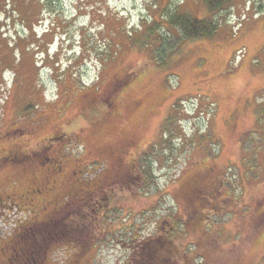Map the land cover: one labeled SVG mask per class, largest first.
<instances>
[{"label": "rangeland", "instance_id": "374dc122", "mask_svg": "<svg viewBox=\"0 0 264 264\" xmlns=\"http://www.w3.org/2000/svg\"><path fill=\"white\" fill-rule=\"evenodd\" d=\"M3 1L0 246L18 224L40 216L38 207L64 206L79 232L95 230L81 253L93 264H118L137 241L146 240L151 253L156 223L166 230L174 224L167 214L187 212L191 220H181L174 239L197 243L187 247L196 264H264V225L249 216L264 195V0H251L256 10L245 6L249 0H235L232 16L229 10L218 16L217 31L190 41L168 13L211 18L208 0ZM148 30L165 39V62L153 53L156 37L136 40ZM109 44L116 56L105 61ZM117 76L107 93L116 101L110 108L103 92ZM166 127L174 130L157 144ZM55 162L60 171H41ZM117 172L122 177L112 178ZM107 175L115 189L101 194L109 203L98 211L94 199L80 214L78 189ZM37 177L48 188L35 195ZM27 195L33 202H24ZM199 195L213 202L231 197L229 213L212 209L213 220H193L187 205ZM258 219L263 223L264 214Z\"/></svg>", "mask_w": 264, "mask_h": 264}, {"label": "trees", "instance_id": "16d2710c", "mask_svg": "<svg viewBox=\"0 0 264 264\" xmlns=\"http://www.w3.org/2000/svg\"><path fill=\"white\" fill-rule=\"evenodd\" d=\"M4 1L3 3L6 4V6H8L9 4H11L12 0L10 2H4ZM39 1L41 2V0ZM208 1L209 3L207 2L208 3L207 8L211 9V12L221 11L222 6L223 5L225 6L230 2V0H208ZM214 15L215 13L212 14L211 18L209 17V15L202 16L200 18H193L190 15L188 16L187 14L174 11L168 13V19L167 18L166 19L167 21L172 23V25H174L176 28L182 31V38L190 41L191 39L195 40L201 38H208L210 37L211 33L217 31L221 21L219 18H216ZM148 32L149 34H147L145 37L139 36L138 38L136 37V40L139 41L140 43H145L148 40H151L152 38L156 37L157 40L154 41L159 43L158 45L153 47V53H155V55L158 57L164 58L165 53L169 54L168 53L169 48L166 47L163 44V42H161L162 40L165 41V39H163L160 35L158 36L157 32L152 33L150 32V30H148ZM165 61L166 60L164 58L163 62ZM167 129L172 131L174 130L172 128L166 127L164 132ZM163 136L164 134H162V137ZM161 140L165 141L166 139L164 138ZM157 143L163 144V142L161 141ZM154 151L155 149H153L151 153H153ZM44 160L46 161V159ZM258 164H259V160H258ZM29 166L30 167L32 166L31 162H29V164H26L23 170L26 171L29 168ZM58 167L59 165L56 164V162L54 163V167H50V168L42 165L41 171L45 173L47 169L55 170V168H57V172H58L60 171ZM149 170L150 169L147 168V171ZM89 176H91V174ZM119 177L121 176L117 174L114 175L112 178H119ZM109 178L110 175H107L105 180L97 183L98 185L97 184L91 185L92 187L90 186L91 188L89 189L88 188L83 189L81 187L78 189L79 191L76 189L78 191V195L81 193V197H79V199H82L80 212L88 211L92 209L93 206L91 205L92 201L96 198H100L101 202L103 201L101 204H103L104 207L106 206V202L109 203L110 200L108 198H110L109 196H112L110 194L111 192L109 191V189L112 188L115 189L114 188L115 185L111 187V185L108 183L112 178L108 180V182H105ZM47 182H48L47 179H43L41 181L37 177L35 179L34 189L31 190L30 192L32 194L38 195V193L48 188ZM74 188H76V186ZM3 190L4 189L0 190V194L2 193ZM102 192L108 193L109 196L104 198V196L101 194ZM190 192L191 191L187 190V192L184 193L185 199ZM216 192H218V190ZM24 194H27V192ZM214 195L216 194L214 193ZM199 198L200 195L198 196V198L193 196L192 201H196V203L190 204V206L187 205V208H190L188 209V211H195L197 214L195 218L193 217L192 219L193 220L198 219V221L199 220L210 221V219H212L213 217V214H211L212 212L218 214V211L212 209H218V210L220 209L221 211L219 212L221 213H224L225 210V212L227 211L229 213V210H227L226 206L224 205L226 203H230L231 201H233V199L227 195H225L222 198L219 197L220 200L217 202H213L212 200H210L209 197L208 200L207 197L205 196L201 200H198ZM30 199L24 200V202L27 204L33 202V197ZM72 200L74 201L75 199L72 198ZM255 201L257 203L254 202L251 205L250 208H252L253 212L249 213V216H251V218L253 217L252 219L257 227L258 226L262 227L264 225V222L261 223L263 220H260L258 218L260 213L264 214V207L262 208L259 207V205H262V203H264V195L262 196V198L256 199ZM243 202L245 203L246 201L243 200ZM247 204H251V203L249 202ZM63 208L64 206H61L60 209H57L55 212L52 211L53 215L52 214L50 215L51 211L48 212L44 210L43 212V209L38 207L35 210L34 215H36L37 213L40 216L38 218L36 217L33 222L30 223L23 222L21 224H18V227L16 229H13L14 230L13 234L9 236L10 239H8V241L3 242L6 249L8 248L11 249L10 251L13 252L18 262L19 263L22 262L20 264H32L31 261L28 260V257L30 256H33V258L37 262L36 264H52L53 258L59 260L61 264H93L96 261V259L93 261L92 259L87 258L84 254L81 253L83 248L86 247L87 245L84 242H86L88 238L90 239V237H92L93 235L96 237L95 230L91 232L88 230H83L82 232H79L78 228L73 227L72 223H70L67 217H65V213H64L65 210H63ZM222 208H224V210H222ZM232 208L239 209L236 203H234V206H232ZM242 208H246V204H244ZM80 214L83 213L81 212ZM167 215L169 217H172L171 221L169 220L170 221L169 225H172V223L174 224L172 225V227L168 226L166 230L165 229L158 230L161 227V224L156 223L158 234L157 236H155L156 238L152 240V244L155 245V248L153 246L151 247L150 250L151 253H149L148 249H146V245H145L146 240L143 239V241L141 242L137 241L136 246L131 248L128 251V253H126L128 258L126 259L125 257L122 258L118 264H172L174 261L177 262L178 264H191V262H193V264H196L191 254L193 250L190 252L187 247L189 243H193L194 246L195 245L197 246V243H195L194 241L190 242L189 240V242L184 245L181 242L179 243L176 242L174 239V236L176 235L175 229L178 228V226L180 227V224L183 223L181 220H185L184 221L185 223L186 221L191 220V218L188 217L189 213L186 212V216L183 213L178 214L177 216L176 215L173 216L170 214ZM178 220L181 222H177ZM46 222L48 223V225H50L49 229L46 226ZM19 227L20 230H18ZM51 231L52 233H50ZM4 246H0V254H2L0 256V259L2 258L0 260V264L3 263L15 264L13 259L10 258L11 255L7 254V252L4 250ZM211 258H209V262L211 261ZM212 264L215 263L212 262Z\"/></svg>", "mask_w": 264, "mask_h": 264}, {"label": "flooded vegetation", "instance_id": "af4514ba", "mask_svg": "<svg viewBox=\"0 0 264 264\" xmlns=\"http://www.w3.org/2000/svg\"><path fill=\"white\" fill-rule=\"evenodd\" d=\"M118 76H117V78L116 79H114L113 80V83H109L108 85H107V89H105V91L103 92V97L104 98H106L107 100H108V106L110 107L111 105H113L114 107H115V100H113V99H111V98H108V95H107V93H108V91H109V89L111 88V86L112 85H114V83L118 80ZM111 108V107H110ZM107 109V108H106ZM121 112V111H120ZM118 113V112H117ZM111 150V149H110ZM109 150V151H110ZM17 153H20V152H17ZM112 153H113V151H112ZM132 154V152L129 154V155H131ZM26 158L27 157H25V159L24 160H26ZM110 162V161H109ZM110 164H112V162H110V163H108V165H110ZM132 168V167H131ZM129 170H130V168H127V172H128V174H129ZM114 173V172H113ZM117 174H119L120 175V173L119 172H117L116 173V175ZM121 176V175H120ZM122 177V176H121ZM57 187V186H56ZM36 188V187H35ZM31 193V192H30ZM34 193H35V191H34ZM30 198H32V196H30V195H27V197H26V200L27 199H30ZM109 200H111V198H108ZM103 202V201H102ZM101 202V200H100V198H96L95 199V203H94V205H95V209H97L98 211L100 210V208H102V207H104V205L103 204H101L102 203ZM97 206V207H96ZM112 208V207H111ZM45 209H47L46 207H45ZM50 210H48V212H49ZM53 215V212H50V215ZM131 223V222H130ZM135 247V246H134ZM131 248H133V247H131ZM130 248V249H131ZM130 249H128V250H130ZM2 254H0V256H1Z\"/></svg>", "mask_w": 264, "mask_h": 264}]
</instances>
